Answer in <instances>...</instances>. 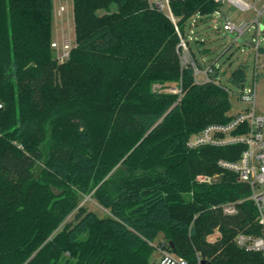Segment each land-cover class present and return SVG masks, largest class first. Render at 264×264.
Masks as SVG:
<instances>
[{"label": "trees", "instance_id": "16d2710c", "mask_svg": "<svg viewBox=\"0 0 264 264\" xmlns=\"http://www.w3.org/2000/svg\"><path fill=\"white\" fill-rule=\"evenodd\" d=\"M73 2L76 42L61 62L51 45L53 0H0V264H150L165 227L190 228L197 254L176 240L158 243L191 264L198 256L264 264L262 253L236 242L259 233L249 186L218 165L242 146L188 145L206 125L230 119V91L195 80L174 22L148 0ZM170 3L184 35L198 11L209 30L221 6ZM193 41L199 65L198 51L210 49L205 38ZM245 78L242 66L230 76L239 88ZM217 171L216 181L197 179ZM92 178L98 187L87 191ZM85 195L107 213L88 209ZM239 199L235 215L214 207ZM215 229L219 238L206 241Z\"/></svg>", "mask_w": 264, "mask_h": 264}, {"label": "built area", "instance_id": "2783aa9c", "mask_svg": "<svg viewBox=\"0 0 264 264\" xmlns=\"http://www.w3.org/2000/svg\"><path fill=\"white\" fill-rule=\"evenodd\" d=\"M161 11L167 13L175 24L178 32L179 52L183 64L191 63L194 67V76L197 82L215 81L221 84L219 77L214 78L216 69L219 68L217 60L212 61L205 66L203 70L194 61L189 47L190 40L199 39L198 28L203 26V20L207 15L200 11L196 12L187 25V33L184 35L178 24L177 18L173 13L170 0H148ZM222 5L229 2L243 11H252L253 17L248 21L239 23L234 22L226 16L221 8H217L210 17L212 30L215 32L224 31L230 33L234 41L246 42L251 44L255 50L254 58V81L251 85H243L237 93L238 98L247 105L235 114H230V119L226 122H214L206 125L201 131L192 135L188 140L190 147L199 146H242L240 155L237 159L221 158L218 165L224 170L233 171L237 175V180L249 186L250 193L247 197L256 208V222L259 227V233H239L236 236L237 244L247 251L260 252L264 257V115L256 111L257 99V77L259 71L264 68V0H215ZM61 11L65 10L62 5ZM255 28L256 33L247 41L244 35ZM52 47L58 52L59 61H65L73 47L71 36L64 32L61 42L52 41ZM203 74V80L198 78L199 73ZM223 85V84H221ZM227 90L229 88L225 86ZM172 92H182L179 87H172ZM4 103L0 100V110ZM2 131L0 128V137ZM201 182H211V176L207 174L200 175L197 178ZM90 198V196H88ZM244 199L223 202L216 209L226 215H235L239 212V206ZM160 253L159 258L154 264H191L184 256L169 251L164 247V243L158 244ZM197 264H202V258L198 256Z\"/></svg>", "mask_w": 264, "mask_h": 264}, {"label": "rangeland", "instance_id": "374dc122", "mask_svg": "<svg viewBox=\"0 0 264 264\" xmlns=\"http://www.w3.org/2000/svg\"><path fill=\"white\" fill-rule=\"evenodd\" d=\"M54 11L60 7V5H63L65 7L66 13L69 16V20L66 22V26H63V32H61V26L58 28L59 31H56L53 27V41L61 42L62 36L64 32H68V34L71 36V40L73 44L76 42L75 37V25H74V12H73V0H54ZM117 6L115 4L111 5V9L115 10ZM222 12L231 18L234 22L239 23L242 21H250L253 17L252 11H243L236 7L235 5L225 2L221 6ZM104 9H100L98 11L99 14L104 13ZM210 24V31L206 36V43L203 46L204 49H210V52L207 53H200L198 51V62H199V68L203 70L206 65L211 63L212 61L217 60V63L220 68V76L219 79L221 83L230 89V101H231V107L229 110L230 114H235L242 110L247 104L242 102L238 98V91L239 87L235 86L231 80L230 76L232 75L233 71L238 68L239 66H242L246 72V78L244 83L246 85H251L254 81V58L256 50L255 48L246 42H239L234 41V39L231 37L230 33H226L224 31L215 33V31L212 30L211 27V21H209ZM205 27V26H204ZM203 30H206V27L203 28ZM256 29L251 28L245 35L244 38L247 41H250L251 38L255 35ZM191 47H195V42L193 40H190ZM55 56L58 55V52L56 49L54 50ZM203 74L200 72L198 75L199 80H203ZM257 99H256V111L260 114L264 115V68L259 71V75L257 77ZM156 87L162 91V92H170L171 88L168 87H162V85L158 84ZM174 87V86H173ZM172 92V91H171ZM40 165V163L38 164ZM203 175V173L198 174L197 178ZM207 175L211 176L212 181H216L220 178L221 173L219 171L214 173H208ZM95 179H91L90 186L88 187V190H96L98 186L95 184ZM86 192V191H85ZM89 195H85L83 197V202L86 201L87 208L90 210L95 211L98 215L104 216L107 211L104 209L95 199L88 198ZM194 221V220H193ZM191 222V224L193 223ZM190 224V227H191ZM201 236L205 235V231L201 230ZM221 235L219 229H215L213 232L206 235V241L208 242H214L219 236ZM165 238H164V237ZM160 239L169 241V240H176L178 242L179 246L184 251H193L194 254H197V241L195 238H193L190 234V228L185 233L182 232H175L172 228L165 227L164 230L159 234V236L154 240V242H151L153 246V251L150 256V264H154L157 259L160 256L159 250H158V242ZM175 253V252H174Z\"/></svg>", "mask_w": 264, "mask_h": 264}, {"label": "crops", "instance_id": "0c3cea01", "mask_svg": "<svg viewBox=\"0 0 264 264\" xmlns=\"http://www.w3.org/2000/svg\"><path fill=\"white\" fill-rule=\"evenodd\" d=\"M54 2V0H53ZM62 5H60L61 7ZM222 6V5H221ZM220 6V8H221ZM60 7L57 8L55 11H54V8H53V23H52V28L54 27L56 31H59L60 29L58 28L59 26H61V32H63V26L65 27L66 26V22L70 19L68 14L66 13V10L64 11H61L60 10ZM222 10V9H221ZM210 30L206 29V30H203V26H202V33H203V36H201V38H205V33L207 34ZM53 32V30H52ZM215 33H218V32H215ZM206 37H209V36H206ZM206 39V38H205ZM202 81V80H201ZM245 85V83H244Z\"/></svg>", "mask_w": 264, "mask_h": 264}, {"label": "water", "instance_id": "95a60500", "mask_svg": "<svg viewBox=\"0 0 264 264\" xmlns=\"http://www.w3.org/2000/svg\"><path fill=\"white\" fill-rule=\"evenodd\" d=\"M202 264H212L211 262H209L208 260H206V259H203L202 260Z\"/></svg>", "mask_w": 264, "mask_h": 264}]
</instances>
